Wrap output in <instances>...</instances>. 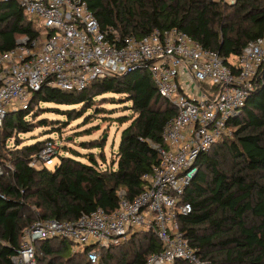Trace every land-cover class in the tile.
<instances>
[{
	"label": "trees",
	"instance_id": "obj_1",
	"mask_svg": "<svg viewBox=\"0 0 264 264\" xmlns=\"http://www.w3.org/2000/svg\"><path fill=\"white\" fill-rule=\"evenodd\" d=\"M86 2L102 28L112 26L121 36L136 37L153 29L176 28L204 49L215 51L229 66V59L264 32V0ZM38 35L16 0H0V50L14 48L20 38L32 41ZM108 94L130 104V112L115 119L125 126L109 164L103 152L105 130L98 138L79 143L83 149L100 148L101 163L92 152L84 154L85 161L68 148L73 155L60 157L53 169L29 166L52 139L25 140L21 135L49 124L51 131L60 132L67 120L78 119L89 109L94 115L107 112L102 105L115 100ZM46 112L66 120L48 119ZM175 114L143 67L93 80L81 90L42 87L25 108L8 111L0 126V264H12L24 229L36 220L71 221L98 207L111 212L119 204V191L129 199L136 196L145 185L143 176L160 160L152 145L162 144L163 129ZM194 167L196 172L182 194L190 212L178 217L190 246L208 264H264V70L256 75L232 136L200 153ZM72 247L64 238L38 240L34 244L37 264H93L86 250ZM161 249L153 233H137L126 242L100 249L97 264H144ZM174 264L190 263L180 259Z\"/></svg>",
	"mask_w": 264,
	"mask_h": 264
},
{
	"label": "built area",
	"instance_id": "obj_2",
	"mask_svg": "<svg viewBox=\"0 0 264 264\" xmlns=\"http://www.w3.org/2000/svg\"><path fill=\"white\" fill-rule=\"evenodd\" d=\"M38 30L14 48L0 50V126L8 111L25 108L42 87L81 90L93 80L143 67L158 93L176 109L153 148L160 160L143 176L145 185L132 199L118 192L119 204L107 212L98 207L71 221L38 219L24 229L12 264H37L34 244L64 238L87 252L97 264L100 249L126 242L137 233H153L162 249L144 264H208L190 246L178 217L190 212L182 194L191 181L198 155L232 136V126L264 70V32L249 41L227 65L176 28L153 29L142 37L121 36L102 28L86 0H16ZM233 3L235 0H222ZM60 146L45 142L29 166L39 168Z\"/></svg>",
	"mask_w": 264,
	"mask_h": 264
},
{
	"label": "rangeland",
	"instance_id": "obj_3",
	"mask_svg": "<svg viewBox=\"0 0 264 264\" xmlns=\"http://www.w3.org/2000/svg\"><path fill=\"white\" fill-rule=\"evenodd\" d=\"M107 97L115 99L113 101H108L102 105V107L106 109L107 112H99L98 114L94 115L93 109H89L87 113H85L78 119L67 120L68 122L66 124H62L63 126L60 132L58 130L51 131L54 128H52L53 126L49 124L48 126L36 128L31 133L21 135V137H24L25 140H30L32 137H39L40 140L51 138L60 146L61 149L58 150L57 155L53 156L47 161H44L39 168L45 166L49 169H53L54 166L59 163L60 157L73 155V153L71 152L72 150L78 152L79 158L85 161L86 158L84 157V154L92 152L98 162L101 163L98 156L100 148L83 149L81 148L79 143L81 141L96 139L98 138V136L102 135L105 130H107V135H104L105 144L103 147V152L106 159L105 164L107 165L110 163L113 155L111 154V152H116L120 133L125 126V124H118L115 119L119 116L127 115L130 112V110L127 109L130 104L129 102H119L117 100L119 95L117 94H108ZM42 105L45 106L46 104ZM43 115L52 120H54L55 118L66 120L63 116H56V114H54L53 112H46ZM87 116H89V118L87 119V121H84ZM104 117L112 119L111 122H109L107 119H103ZM96 127H98V129ZM43 129H48L49 131L46 130L45 132H43ZM64 146V149H67V151L62 148ZM68 148H71L72 150H69ZM103 166L105 167L104 164ZM72 249L73 251L78 250L74 247H72Z\"/></svg>",
	"mask_w": 264,
	"mask_h": 264
}]
</instances>
